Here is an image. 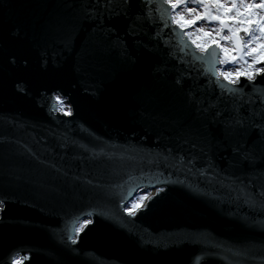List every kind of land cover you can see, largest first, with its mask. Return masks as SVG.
I'll return each instance as SVG.
<instances>
[{
    "label": "water",
    "instance_id": "1",
    "mask_svg": "<svg viewBox=\"0 0 264 264\" xmlns=\"http://www.w3.org/2000/svg\"><path fill=\"white\" fill-rule=\"evenodd\" d=\"M164 7L0 0V264H264V75L222 93Z\"/></svg>",
    "mask_w": 264,
    "mask_h": 264
},
{
    "label": "snow or ice",
    "instance_id": "2",
    "mask_svg": "<svg viewBox=\"0 0 264 264\" xmlns=\"http://www.w3.org/2000/svg\"><path fill=\"white\" fill-rule=\"evenodd\" d=\"M162 4L165 7L161 18L166 26L169 21L174 26L171 31L179 38V52L191 54L193 60L199 61L203 73L214 78L215 87L222 93L238 99L237 94H243V88L236 87L241 78L247 82L244 87H248L257 76L264 75V67H258L264 65V0H162ZM195 37L200 40L194 42ZM212 83L210 79L209 84ZM252 88L255 90L256 85ZM55 99L62 105L60 97ZM57 110L71 115L70 108L60 106ZM236 124L240 121L236 120ZM163 190L156 188L157 192ZM145 199L146 195H141L130 206L126 205L127 215L135 217ZM3 205L0 201V208ZM86 226L94 227L95 220L71 218L68 240L76 244L73 236H79ZM28 259L14 256L11 264H25Z\"/></svg>",
    "mask_w": 264,
    "mask_h": 264
},
{
    "label": "rangeland",
    "instance_id": "3",
    "mask_svg": "<svg viewBox=\"0 0 264 264\" xmlns=\"http://www.w3.org/2000/svg\"><path fill=\"white\" fill-rule=\"evenodd\" d=\"M188 6H193V5H191V4L189 3ZM225 67H228V66L226 65ZM258 67H264V65H258ZM60 99H61V101H62V105H60V104L57 103L58 107H60V106H64V107H66V108H70L69 104H68L63 98L60 97ZM60 112H61V111H60ZM61 113H63V112H61ZM152 194H153V190L146 191V192H140V193H138V195H137V196H136L131 202H129L127 205L130 206L131 203H132L134 200H137V198L140 197L141 195H146V199L142 202V206H143V205L146 203V200L148 199V197L151 196ZM0 210H1V208H0ZM18 258H20V259L23 260L24 257L18 256Z\"/></svg>",
    "mask_w": 264,
    "mask_h": 264
},
{
    "label": "clouds",
    "instance_id": "4",
    "mask_svg": "<svg viewBox=\"0 0 264 264\" xmlns=\"http://www.w3.org/2000/svg\"><path fill=\"white\" fill-rule=\"evenodd\" d=\"M198 40H200L199 37H195V38H194V42H196V41H198Z\"/></svg>",
    "mask_w": 264,
    "mask_h": 264
}]
</instances>
